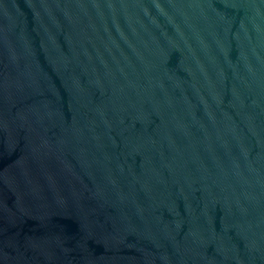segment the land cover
<instances>
[{
  "label": "water",
  "instance_id": "95a60500",
  "mask_svg": "<svg viewBox=\"0 0 264 264\" xmlns=\"http://www.w3.org/2000/svg\"><path fill=\"white\" fill-rule=\"evenodd\" d=\"M0 264H264V0H0Z\"/></svg>",
  "mask_w": 264,
  "mask_h": 264
}]
</instances>
